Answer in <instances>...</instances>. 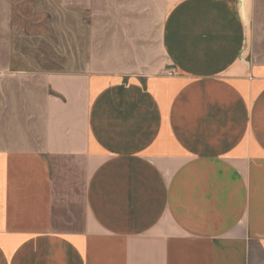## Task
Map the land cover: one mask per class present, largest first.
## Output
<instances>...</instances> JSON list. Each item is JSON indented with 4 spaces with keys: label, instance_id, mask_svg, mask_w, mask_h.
Masks as SVG:
<instances>
[{
    "label": "crops",
    "instance_id": "0c3cea01",
    "mask_svg": "<svg viewBox=\"0 0 264 264\" xmlns=\"http://www.w3.org/2000/svg\"><path fill=\"white\" fill-rule=\"evenodd\" d=\"M165 10L138 68L93 65L76 33L62 69L0 58V264H264L249 0Z\"/></svg>",
    "mask_w": 264,
    "mask_h": 264
},
{
    "label": "rangeland",
    "instance_id": "374dc122",
    "mask_svg": "<svg viewBox=\"0 0 264 264\" xmlns=\"http://www.w3.org/2000/svg\"><path fill=\"white\" fill-rule=\"evenodd\" d=\"M71 5L76 10H69ZM249 9L251 56L264 62V0H249ZM166 11L165 0H0V58L12 70L32 69L22 55L39 57L48 69H62L75 50L76 33L93 65L111 59L138 68L148 56L153 63L161 58L159 32ZM15 32L22 40L16 56L9 49Z\"/></svg>",
    "mask_w": 264,
    "mask_h": 264
}]
</instances>
